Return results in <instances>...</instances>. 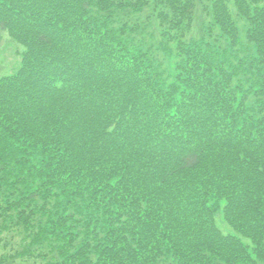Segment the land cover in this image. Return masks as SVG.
<instances>
[{"label": "trees", "instance_id": "1", "mask_svg": "<svg viewBox=\"0 0 264 264\" xmlns=\"http://www.w3.org/2000/svg\"><path fill=\"white\" fill-rule=\"evenodd\" d=\"M232 7L0 0V264H264V0Z\"/></svg>", "mask_w": 264, "mask_h": 264}, {"label": "rangeland", "instance_id": "2", "mask_svg": "<svg viewBox=\"0 0 264 264\" xmlns=\"http://www.w3.org/2000/svg\"><path fill=\"white\" fill-rule=\"evenodd\" d=\"M151 1V0H150ZM198 7L194 15V22L191 32L187 35L188 39L200 40L204 38V28L209 21L204 8ZM229 8L232 12L233 19L243 36L246 23L244 20L238 18L232 7V0H229ZM128 23L132 26H137L139 31L135 34L134 40L140 42L146 46L151 47L157 58L164 60L168 64V55L163 50L170 51L172 49L171 44H167L165 40L161 39L158 24L155 19V12L148 6L144 12L137 16H130ZM136 24V25H134ZM241 36V38H243ZM2 42L0 44V77L15 73L21 64L22 47L16 45L11 41L7 34L1 35ZM216 223L219 229L223 233L230 232V229L224 224L222 216L218 214L216 216Z\"/></svg>", "mask_w": 264, "mask_h": 264}]
</instances>
